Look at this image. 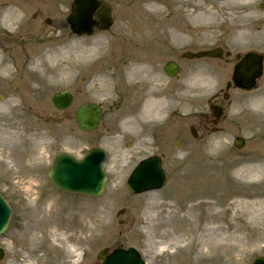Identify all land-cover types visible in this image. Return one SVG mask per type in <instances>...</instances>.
Returning a JSON list of instances; mask_svg holds the SVG:
<instances>
[{"label":"rangeland","instance_id":"obj_1","mask_svg":"<svg viewBox=\"0 0 264 264\" xmlns=\"http://www.w3.org/2000/svg\"><path fill=\"white\" fill-rule=\"evenodd\" d=\"M63 1L0 0V67L5 57L10 60L8 63L11 65L6 81L2 80L4 75L0 73V147L6 124L7 127L12 126L26 135L29 138V142H26L28 147L35 150V155L32 156L34 159L30 160V173L27 174L30 176H26V173L15 165L10 166L13 170L18 168L12 174L0 168V193L13 210L8 230L0 238V243L5 242L7 251L15 252L16 257H20L17 264H97L96 253L105 246L136 247L147 259V264H249L254 257L264 255V105L254 110L252 103L256 95L263 96L264 101V76L257 91L247 94L232 91L228 120L222 124L221 131L203 133L206 126L203 113L206 111L205 99L209 93L224 87L226 73L220 67L224 64L218 61L211 65L206 61L183 60L180 72L181 88L177 93L171 92L172 84L168 85L166 91L160 89L159 96L164 103L160 102L159 113L141 121V106L138 102L131 104V96L135 101H140L142 89L149 90V82H135L128 80V76L134 78L141 71L132 70L135 64H142L145 73L154 68V63L150 65L153 58L148 56L150 49L154 50L153 53L158 57L156 61L160 64L170 59L171 51L164 53L160 50L164 49L167 43L169 46L178 43L175 41L177 35L169 31L165 40V37H160L156 31L151 37H147L151 38L150 40L145 38L141 42L139 38L129 39V47L123 44L120 54L119 50L117 54H113L112 42L111 47L106 50V38L97 37L96 40L105 43V49L96 52L99 61L89 64L77 54L78 51L85 52L88 46L95 42H91L89 38L71 41L67 37V29L60 22L65 12ZM157 1V11L149 12L146 9L149 0H130V4L136 5L129 8L128 14L153 20L160 17L163 19L166 14H169V17L178 14L191 24L199 23L200 29L210 28L211 33L223 29L231 35L230 39H227V35L212 37L210 42L216 44L235 39L239 47L240 42L250 38L251 34L264 41V11L257 12L253 6L259 0H229L225 11L235 13L236 9L239 12L240 16L234 17L236 25L227 20L220 22L218 18H209L200 11L197 12L200 15L196 18L191 15L192 9L195 12L197 7L212 8L211 5H217L218 2ZM42 2L45 4L41 5ZM4 9L15 14V23L13 16L5 17L10 19V25L4 23ZM209 11L212 14V10ZM33 13L50 17L53 23L46 25L42 20L38 22L34 20ZM7 14L8 12H5V16ZM231 18L233 15L229 19ZM238 31H242L244 36H237ZM197 38L201 40L203 32L198 31ZM151 45H154V48H150ZM261 48L264 50L262 43ZM50 51L54 55L60 51L67 56L71 55V59L68 58L69 62L71 61L68 76L61 80L58 74L55 84L49 86L48 91L37 103L18 97L16 94L21 92L22 75L29 60L34 61L36 52L44 54ZM158 53L160 55H157ZM131 56L138 58L128 59ZM115 57L121 60L119 64L115 62ZM53 66L54 59L43 64V68L49 67V70ZM126 66L130 67L129 71L125 69ZM99 67L112 78L113 89L110 91L93 92L90 89L92 72ZM206 69L212 72L213 80L209 83L202 79L206 87H195L196 93L203 96L202 99L192 98L189 93L190 88L195 86L193 78H197L195 74L205 77L203 70ZM134 87H137L136 92ZM184 87L187 88L186 91ZM62 89L72 91L74 100L68 109L61 112L51 105L50 96ZM11 91L16 95L13 98L18 106L5 112L3 108L8 107L12 98ZM151 93L153 95L154 91ZM84 101L101 104L104 110V127L101 125L91 133H83L77 129L73 112L77 105ZM119 114L121 115L118 116ZM127 115L135 120L129 119L117 124L118 119L122 120ZM191 124L200 129L198 139L194 140L190 136ZM162 127H166L165 132L159 133ZM236 133L246 140L239 150L232 147V139ZM176 141H181L179 147L176 146ZM95 143L105 148L107 154L103 165L107 177L103 193L97 197H83L54 189L46 177V171L55 154L66 151L80 157ZM127 143L130 145L126 146ZM159 152L164 153L163 168L167 173L165 186L157 191L132 195L125 187V180L133 165L141 158ZM36 154L38 158H35ZM1 162L6 163L0 156ZM29 183L38 184V193L33 190L29 195L26 194L24 187ZM198 183L203 186L198 187L199 190L208 189L210 194L217 187V192L228 194L234 191L232 193L237 194L235 200L238 218H223L219 224L222 230L215 234H209L200 209L185 212L188 204L182 202V197L178 195L180 185L189 186L186 191H190L196 188ZM206 194L205 191L191 193L193 199ZM28 196L36 198L30 205L38 209L44 208V205L40 204L42 199L51 200L55 211L51 215L58 216L56 222L71 224L70 221H77V225L80 228L82 226V230L78 231L79 235H82L81 241H61L65 235L51 234L49 224H36L38 219L43 221L41 214L36 222L31 219L37 230H26L31 236L28 238V233L24 232ZM121 208L124 213L116 216L117 210ZM180 215H186V221L179 222ZM120 219L123 223H119ZM83 226L91 230L87 231ZM184 227L189 233H186ZM215 241H219L221 249L215 247ZM228 245L237 248L230 256L226 253ZM66 247L74 250L73 254ZM13 261L14 259L9 258L8 264Z\"/></svg>","mask_w":264,"mask_h":264},{"label":"bare ground","instance_id":"obj_2","mask_svg":"<svg viewBox=\"0 0 264 264\" xmlns=\"http://www.w3.org/2000/svg\"><path fill=\"white\" fill-rule=\"evenodd\" d=\"M156 0H151L149 3V7L151 10H156L155 6ZM5 12H8V14L5 16ZM4 18L7 16H13V23L16 22V16L14 13H12L10 10H3ZM3 18V17H2ZM5 24L10 25V19L5 18L4 20ZM35 57V58H34ZM34 61L29 60L28 65L25 67L23 71V85L21 88V92L16 94L18 97H21L22 99L28 98V100H32L33 103H37L43 94L45 93V90L49 88V86H52L55 84L57 80H55V77L59 74L61 77V80H64L68 76V72L70 70V62L68 59V56L64 53L56 52L55 55L52 54V51L50 53H35ZM78 57L82 60H85L89 63H94L100 60V58L96 57V50L91 48H87L85 53H79ZM54 59V66L52 68H40L43 66L44 63H46L48 60L51 61ZM10 60L8 58H3L1 61V67H0V73L4 76H2V80L6 81L7 75L10 73L11 65L9 66ZM39 67V68H38ZM59 80V81H61ZM90 89L95 91L107 90L110 91L113 89V81H111L109 74L103 69L98 68L97 71L94 74L93 80L90 84ZM11 99L9 100L8 107L3 108L6 112L8 109H15L18 104L15 102L14 98L16 95L12 91L10 92ZM29 96V97H28ZM160 102L161 100H146L143 104L141 114L144 116H152L153 114H158L160 110ZM157 104L159 106L157 107ZM155 107H157L155 109ZM6 129L4 130V137L1 141V152L0 154L1 159H6V163L2 162L0 164V168L5 170V172H9L10 174L15 173L18 168L10 167L11 165H15V167H19L20 170L23 173H26V176L30 173V166L26 163V159L30 158L35 155V150L29 147L27 150V153L24 154L23 148L25 145L28 147V144L26 142H29V138L24 135L22 132H18L15 130L14 127L9 126L5 124ZM12 127V128H11ZM11 128V130H10ZM18 140L21 145L18 144L16 141ZM27 149V148H25ZM24 149V150H25ZM35 158H38L37 154ZM38 184L29 183L24 187V191L27 195H29L33 190L34 193H38ZM219 188V187H218ZM215 192V191H214ZM234 192V191H232ZM228 193L224 194L222 192H217L213 194V197L211 195L204 197V196H197V198L193 199V202L190 203L188 206L185 207V212L188 213L190 210H198L200 209L201 215L203 219H205L207 230L209 231V234H215L218 231L222 230V227L219 225L223 218L231 216L232 219L238 218V212H237V204L236 200L232 197L236 194L234 193ZM27 200V207L28 211L26 214V222H25V232L26 230L36 231L35 229V223L37 221V217L39 214L43 217V221L38 219V225L41 224H49L51 226V234L53 235H65V238H61V241H64L65 239H69L71 241H81L82 235L80 236L78 231L81 228L77 225V221H70L71 224H64V223H58L56 222L58 216L57 215H51V213H55L53 210V203L51 200L46 199L45 201L41 200L40 204L44 205V208L38 209V207H35L34 205H30L31 201L36 200V198L32 199L30 196H28ZM182 202H186L185 199L182 200ZM186 215H180V221H186ZM34 219L31 220V219ZM213 223H216L214 226ZM85 228V226H83ZM87 231H90L91 229L86 227ZM186 229V227H184ZM28 233V232H27ZM186 233H189L186 229ZM28 237L31 238V236L28 233ZM220 237V236H219ZM218 237V238H219ZM217 239V238H215ZM212 242V241H211ZM219 241H215V247L221 249V247L218 245ZM66 249H70L66 247ZM223 250V249H222ZM237 251V248L228 245L226 249V253L228 256H230L231 252ZM70 253L73 254V251L70 250Z\"/></svg>","mask_w":264,"mask_h":264},{"label":"water","instance_id":"obj_3","mask_svg":"<svg viewBox=\"0 0 264 264\" xmlns=\"http://www.w3.org/2000/svg\"><path fill=\"white\" fill-rule=\"evenodd\" d=\"M59 97L58 99H60ZM69 97L65 96L57 104L63 106L68 104ZM98 116V110L91 106L82 107L76 114L81 126L86 128V124L95 122ZM48 176L53 184L59 188L68 190H79L87 193H93L102 185L101 171L99 167L98 154L93 153L87 156L83 161L77 162L66 155H58L54 165L48 172ZM9 215V210L4 206L0 198V231L4 229L5 222ZM117 262L112 258L110 264ZM135 257L128 254L125 263L134 264ZM121 262H124L123 260ZM121 262H117L121 263ZM124 264V263H123Z\"/></svg>","mask_w":264,"mask_h":264},{"label":"flooded vegetation","instance_id":"obj_4","mask_svg":"<svg viewBox=\"0 0 264 264\" xmlns=\"http://www.w3.org/2000/svg\"><path fill=\"white\" fill-rule=\"evenodd\" d=\"M107 2H109V3L111 4L112 8L114 7V5L117 4V3L114 2L113 0H108ZM112 16H113V18H114V16H115L114 13L112 14ZM93 17H95V15H94Z\"/></svg>","mask_w":264,"mask_h":264}]
</instances>
